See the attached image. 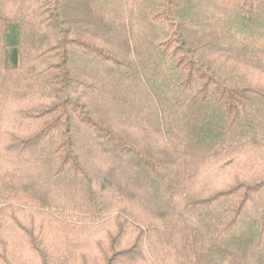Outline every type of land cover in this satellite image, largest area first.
<instances>
[{
    "label": "trees",
    "instance_id": "obj_1",
    "mask_svg": "<svg viewBox=\"0 0 264 264\" xmlns=\"http://www.w3.org/2000/svg\"><path fill=\"white\" fill-rule=\"evenodd\" d=\"M0 264H264V0H0Z\"/></svg>",
    "mask_w": 264,
    "mask_h": 264
}]
</instances>
